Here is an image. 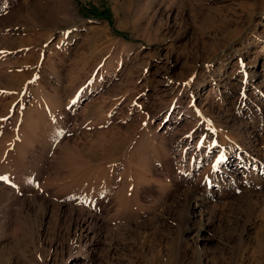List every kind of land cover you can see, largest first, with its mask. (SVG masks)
I'll return each mask as SVG.
<instances>
[{"label":"rangeland","instance_id":"obj_1","mask_svg":"<svg viewBox=\"0 0 264 264\" xmlns=\"http://www.w3.org/2000/svg\"><path fill=\"white\" fill-rule=\"evenodd\" d=\"M0 177V264H264V0H0Z\"/></svg>","mask_w":264,"mask_h":264},{"label":"bare ground","instance_id":"obj_2","mask_svg":"<svg viewBox=\"0 0 264 264\" xmlns=\"http://www.w3.org/2000/svg\"><path fill=\"white\" fill-rule=\"evenodd\" d=\"M68 2V4H69V1H67ZM70 5V4H69ZM239 70V69H238ZM237 70V71H238ZM236 71V72H237ZM207 108H205V110H206ZM224 121H229V119L227 118V117H225V119H224ZM185 128V127H184ZM185 129H187V128H185ZM179 131H181V130H175V131H173V135L175 136V137H177L176 135H180L179 134ZM241 131V130H240ZM182 135V134H181ZM181 135H180V137H181ZM192 136V135H191ZM180 137H177V138H175L176 140H177V142H182V141H185L184 140V138H180ZM239 137V136H238ZM199 139V138H198ZM175 140V141H176ZM173 141V140H172ZM196 141V140H195ZM200 141V140H199ZM174 142V141H173ZM187 145H188V141H187ZM180 152V151H179ZM193 155V154H192ZM256 157V156H255ZM231 176V175H230ZM236 176L234 175V176H231V178L233 179V178H235ZM238 177V176H237ZM246 198H247V200H249V201H247V202H251L250 200H251V198L255 195V192H252L251 190H246ZM212 195V194H211ZM186 200H187V198H186ZM209 203H212V206H213V203H214V201L212 202V200H211V198H208V197H195V196H191L190 195V197H189V200H188V205H187V213H191L190 212V210H191V208L193 209V207L195 206H199L200 208H205V207H207L208 206V204ZM256 203V202H255ZM251 204H252V202H251ZM211 205V204H210ZM215 206V205H214ZM210 208H211V206H210ZM213 208V207H212ZM250 209V208H249ZM186 211V210H185ZM252 214V213H251ZM186 215V214H185ZM187 217V216H186ZM264 217V216H263ZM188 218H189V216H188ZM76 226H78L80 229H81V231L82 232H84V233H88V232H90V230H92L91 228L92 227H98V226H101L98 222H97V219L95 218V217H93V215H86V216H83L82 218H80V220H78L77 222H76ZM83 236V235H82ZM83 237H85V236H83ZM85 247V246H84ZM85 253H87V257L88 258H91L92 256H93V253H92V251L91 250H86L85 251ZM74 254V252H72V253H70V256H71V258H70V260H69V262L71 263H74V262H78V259H80V257L78 256H72V255ZM77 254V253H76ZM85 255V254H84Z\"/></svg>","mask_w":264,"mask_h":264},{"label":"snow or ice","instance_id":"obj_3","mask_svg":"<svg viewBox=\"0 0 264 264\" xmlns=\"http://www.w3.org/2000/svg\"><path fill=\"white\" fill-rule=\"evenodd\" d=\"M0 179H4V180H6L7 178H6V177H0Z\"/></svg>","mask_w":264,"mask_h":264}]
</instances>
